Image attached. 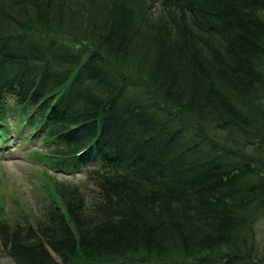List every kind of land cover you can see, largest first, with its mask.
Masks as SVG:
<instances>
[{
    "label": "trees",
    "instance_id": "1",
    "mask_svg": "<svg viewBox=\"0 0 264 264\" xmlns=\"http://www.w3.org/2000/svg\"><path fill=\"white\" fill-rule=\"evenodd\" d=\"M13 141L82 174L0 204L15 264H264V0H0Z\"/></svg>",
    "mask_w": 264,
    "mask_h": 264
},
{
    "label": "rangeland",
    "instance_id": "2",
    "mask_svg": "<svg viewBox=\"0 0 264 264\" xmlns=\"http://www.w3.org/2000/svg\"><path fill=\"white\" fill-rule=\"evenodd\" d=\"M8 120L12 121V117ZM25 148L30 149L17 141L0 148V204L11 220L20 214L29 215V219L41 213L47 203V188L43 180L48 179V175L57 180H78L82 175L52 169L46 161L33 159L23 150ZM0 264H15L1 245Z\"/></svg>",
    "mask_w": 264,
    "mask_h": 264
}]
</instances>
